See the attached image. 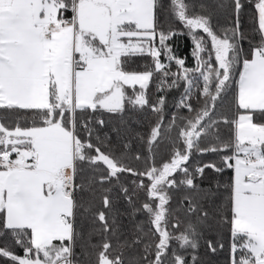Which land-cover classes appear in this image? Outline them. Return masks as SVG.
Returning <instances> with one entry per match:
<instances>
[{"label":"snow or ice","instance_id":"obj_1","mask_svg":"<svg viewBox=\"0 0 264 264\" xmlns=\"http://www.w3.org/2000/svg\"><path fill=\"white\" fill-rule=\"evenodd\" d=\"M243 6L242 0H231L234 22L218 34L209 15L190 14L186 0H168L166 8L161 0H0V112L15 114L14 126L5 123L7 115H0V240L5 241L0 257L11 264H78L75 247L83 232L77 231V215L81 208L92 212L99 191L103 210L92 212V223L100 228L89 233V240L92 234L102 235V243L90 245L99 248L95 264H125L108 235L115 236L117 227L115 217L110 223L107 214L113 207L112 188L103 185L116 181L133 212L147 217V231L138 223L133 239L121 245L143 244L144 264H187L183 253L198 249L203 236L199 229L207 226L210 231L213 225H226L230 231V264H264V122H258L264 121V0L254 3L259 41L246 57L240 43L245 39ZM162 8L192 36L195 68L185 67L168 45L178 33L160 27ZM195 30L210 39V51ZM206 52L207 58L202 55ZM137 55L151 57L152 64L143 71L127 70V59ZM162 56L175 62L177 72L170 71ZM157 73L158 90L184 82L176 106L192 115L181 118L179 125L173 114L164 128L163 96L149 101L146 90ZM237 75L236 115L213 119L217 102ZM126 87L134 89L132 96ZM194 88L203 100L199 108L190 102ZM126 102L133 108L148 106L159 117L146 138L140 137L151 159L143 171L125 163L128 143L121 141L124 151L117 155L111 137L105 133L102 139L91 126L103 127V120L78 119L89 110L122 113ZM221 123L230 126L228 142L220 141ZM172 129L177 131L174 139L169 135L171 155L157 166L153 149ZM113 131L120 136L118 129ZM209 135L219 146L201 148L200 140ZM193 150L231 155L221 157L223 167L211 162L190 171ZM134 159H141L140 154ZM84 164L92 175L77 183ZM205 169L233 170L223 204L216 203L211 188L195 183V175ZM177 173L183 178L177 180ZM124 174L137 179L122 183ZM181 186L194 195L184 196L174 210L170 192ZM140 193L144 201L136 207L134 198ZM9 239L23 255L9 247ZM205 243L210 252L216 251L213 240ZM192 259L198 264L195 255Z\"/></svg>","mask_w":264,"mask_h":264},{"label":"trees","instance_id":"obj_2","mask_svg":"<svg viewBox=\"0 0 264 264\" xmlns=\"http://www.w3.org/2000/svg\"><path fill=\"white\" fill-rule=\"evenodd\" d=\"M186 2L190 5V14L209 15L212 26L218 34H222L223 30L232 26L234 22L231 0H186ZM161 3L166 8L168 0H161ZM242 3L244 6L240 13V21L245 39H243L240 43L243 50L242 57H246L250 54L253 44L259 41V34L254 31L257 27L256 12L254 8L255 0H242ZM159 24L164 31L172 29L178 33L167 41V43L171 47L175 56L185 60V67L189 69L195 68L197 66V61L192 55L194 42L192 36L189 35L188 29L182 23L169 16L163 8L159 13ZM194 34L197 37L203 36L205 38L206 48L210 51V39L206 36V34L203 33L202 30H195ZM202 55L207 58L208 53L206 52ZM161 60L165 64H170L171 72H177V65L174 61L169 62L164 56L161 57ZM151 64V57L147 55H137L127 59L126 69L130 71H143L146 66H150ZM238 70L239 66L237 68V71ZM160 78L161 74H155L148 89L146 90L149 101L154 103L160 96H163L165 98L163 110L164 128H167L171 122L173 114L178 117L176 123L179 125L181 123V118H187L192 115V113H189L187 109L178 108L176 106L184 93V82L181 81L178 87L166 88L161 91L158 90ZM236 79H238V75L234 76L232 85L223 94L222 99L217 102L215 112L212 114L213 119L219 120L224 116L232 119L236 115L237 110L234 102ZM169 82H171V77H169ZM199 83L202 84V81H199ZM135 91H139V86H135ZM126 93L128 96H132L134 89L132 87H126ZM190 102L193 104L194 108H199L202 105L203 100L198 98V89H193ZM0 115H7L8 120H6L5 123H11L12 126H14L15 114H5L0 112ZM78 119H91L92 121L103 120L105 122L103 127L96 123H92L91 126L98 130V134L102 139L105 133L111 137V144L114 149H117V155H119L121 151H124L121 141L123 143H128L129 148L127 149V159L125 160V163H128L140 171H143L144 168L151 163V159L149 158L150 154L147 151V145L140 139L141 136L146 138V134L149 132L150 128L159 119L157 114L154 113L150 107L146 106L144 108H133L132 105L126 102L125 109L122 113H109L102 109L95 112L89 110L85 113L79 114ZM258 122L264 121H260L258 119ZM218 128L220 141H230V126L221 123L218 125ZM114 129H118L120 131L119 137L117 136V133L113 131ZM176 131L177 129H172L170 134L165 133L160 142L154 147L153 151L157 166L169 159L173 148L169 135L172 139H174ZM199 144L201 148L211 147L213 145L219 146V142H217L212 135L203 137ZM137 153L141 156V159L139 160L134 159ZM224 155H231V151H209L201 153L193 150L187 166L190 171H194L196 166H202L203 164L211 162L216 163L218 167H223L221 157ZM81 168L82 172L77 180V183L92 175L86 164L81 165ZM233 174L232 169H225L220 173H217L212 169H205L203 175H195V183L200 189L207 190L211 188L216 193V196L214 197L216 203L223 204L228 195L225 190L226 185L230 182ZM176 178L177 180L182 179V173H177ZM135 179L137 178L130 174H124L121 176L120 182L130 185L131 181ZM116 183V181H113L112 184L103 185V188H112L110 198L113 200V207L112 210L107 213L110 223L113 217H115V226L117 227L115 236L111 233L108 234L113 245L112 250L115 253L122 254L125 264H144L141 259L144 254L143 244L133 247H121V245L124 244V241L127 240L130 242L133 239L136 233L135 226L138 223L143 224L145 226V231H147V217L142 212H133V206L129 205L123 195L120 194L119 188L115 186ZM145 183H147L146 179ZM96 187L99 188L100 186L97 185ZM101 195L102 193L98 191L92 212L103 210V205L100 202ZM170 195L172 197L170 204L172 209L175 210L178 208L179 202L184 196L194 195V193L181 186L179 189L172 190ZM134 199L135 206L139 207V205L144 201V196L140 193L139 198ZM92 212L86 213L84 208H81L77 215V231L83 232V239H78L75 247V259L78 261V264H95L96 254L99 251V248H92L90 245H98L102 243V235L99 233L92 234L89 240V233L91 230L93 228H100L99 223H92ZM176 215L180 216V219L184 222V224L188 223V220L185 219L182 213L177 212ZM191 221L195 223V217H192ZM199 230L203 233V236L199 241V248L195 251L189 249L186 253H183L187 260V264H194L192 259L193 255L197 257L198 264H230V245L232 243V237L228 227L226 225H213L212 230L210 231L207 230V226H204ZM209 239L213 240L216 245V251L214 253L209 251L205 243L206 240ZM6 242L14 252L19 255H23L22 249L19 246H13L10 239ZM4 243V240H0V246H3ZM220 245H223V247H220ZM175 246L176 245L173 244V247ZM0 264H11V262L6 258L0 257Z\"/></svg>","mask_w":264,"mask_h":264},{"label":"crops","instance_id":"obj_3","mask_svg":"<svg viewBox=\"0 0 264 264\" xmlns=\"http://www.w3.org/2000/svg\"><path fill=\"white\" fill-rule=\"evenodd\" d=\"M138 86V85H137Z\"/></svg>","mask_w":264,"mask_h":264}]
</instances>
